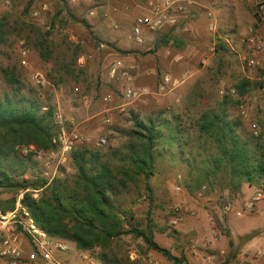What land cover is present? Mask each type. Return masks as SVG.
<instances>
[{"label": "rangeland", "instance_id": "obj_1", "mask_svg": "<svg viewBox=\"0 0 264 264\" xmlns=\"http://www.w3.org/2000/svg\"><path fill=\"white\" fill-rule=\"evenodd\" d=\"M145 1L102 0L91 5L87 0H67L61 5L58 0H0L7 31L0 43V98L23 96L42 110L51 108L58 131L55 150L17 147L4 163L5 171L19 183L71 179L75 169L70 152L82 146L108 149L111 165L119 166L133 144L128 135L131 117L143 123L151 120L161 134L154 144L153 175L137 178L114 199L133 214V220H127L130 227L149 229L155 242L177 261L150 256L152 251L130 234L115 239L106 253L134 264H202L206 255L215 254L214 238L220 235L231 242L230 229L264 233V201L258 212L242 211L253 190L243 184L239 192L231 193L225 189L226 178L204 180L209 167L204 160L214 149L198 135L196 124L203 112L225 100L226 119L236 124L248 153L259 156L264 89L259 71L246 68L249 54L243 40L251 34L264 39V14L259 12L264 0H195L197 11L182 18L173 31L149 34L137 45L131 27ZM91 9L95 15L88 17ZM165 35L168 44L158 46ZM116 60L132 67L134 88L145 89L146 94L133 102L122 98L125 82L109 76ZM241 84L243 93L237 89ZM106 95L110 102L103 101ZM171 130L178 134L172 133L174 142L169 144ZM65 144L70 151H63ZM261 183L260 188L253 187L256 192H264ZM34 195L38 197L37 192ZM176 217L182 220L173 224ZM18 241L26 252L31 250L26 235L19 234ZM52 241L66 246L65 252L54 253L66 264H102L98 248L81 251L68 241ZM235 255L231 245L225 257L233 260ZM244 257L237 261L264 262L252 250ZM0 264L9 262L0 258Z\"/></svg>", "mask_w": 264, "mask_h": 264}, {"label": "trees", "instance_id": "obj_2", "mask_svg": "<svg viewBox=\"0 0 264 264\" xmlns=\"http://www.w3.org/2000/svg\"><path fill=\"white\" fill-rule=\"evenodd\" d=\"M66 1L58 0V3L63 5ZM175 27L166 31H173ZM6 35L5 19L0 18V43L4 42ZM168 38L165 35L158 46H166ZM40 43L43 44L41 37ZM42 57L48 60V53ZM237 89L240 93L245 92V84ZM225 105L226 101L223 100L215 109L203 112L197 119L198 135L204 137L214 149V153L204 160L209 163L204 180L207 181L208 176L226 178L225 189L231 193L239 192L243 184L260 188L264 181V132L257 138L258 141L262 139L259 142V156L250 155L236 133V124L226 119ZM131 120L132 129L128 135L133 144L119 159V166L111 165L108 149L82 146L70 152L75 169L71 179H55L50 184L43 180L19 183L9 178L4 163L15 155L16 148L20 146L38 152L55 150L57 125L51 108L42 110L23 96L0 98L2 211L13 209L16 195L24 192L21 201L23 207L29 212L34 225L50 240L68 241L81 251L98 248L102 252L99 256L102 264H134L128 259L106 253L115 239L130 234L139 238L146 250L156 252L166 261L175 263L177 260L155 242L149 229L130 227L127 222L133 220V214L115 203V193L125 190L139 177L147 179L153 175L154 144L161 136L151 120L143 123L136 116L131 117ZM172 133L178 134L173 130L171 134L169 132V144L174 142ZM36 192L37 198L34 197ZM231 245L229 241V247ZM229 258L223 264L228 263Z\"/></svg>", "mask_w": 264, "mask_h": 264}, {"label": "built area", "instance_id": "obj_3", "mask_svg": "<svg viewBox=\"0 0 264 264\" xmlns=\"http://www.w3.org/2000/svg\"><path fill=\"white\" fill-rule=\"evenodd\" d=\"M102 0H87L91 5H97ZM197 3L195 0H146L143 13L136 16L131 27V38L137 45L144 44L147 36L153 33H160L172 27L178 26L182 18L192 12H196ZM259 12L264 14V5L259 7ZM95 15L93 9L88 11V17ZM212 29V26L209 27ZM245 51L249 54L246 61V68L257 69L260 73L259 82L264 89V39L256 34H251L243 40ZM132 67L124 65L123 61H114L109 69L111 79L125 82L121 89V96L127 102H133L141 95L146 94L145 89H135L133 78L130 73ZM168 78H164V85ZM164 85L160 87L162 90ZM104 102H110L111 96L106 95ZM256 134V133H254ZM105 143L104 139L100 140ZM70 145H64L63 151H70ZM45 168V166H44ZM45 174V172H44ZM23 192H20L14 203V208L9 211H2L0 206V258L9 264H66L55 257L54 253L65 252L66 246L60 242H53L46 234L39 230L33 223L29 212L22 205ZM1 200V187H0ZM264 201V192L257 191L245 202L242 211L250 212L256 203ZM241 216V212H237ZM182 220L176 217L172 221L176 224ZM26 235L29 239L31 250L26 252L18 241V235ZM256 256L264 260V251H257ZM88 264H96L89 262ZM156 264V263H153ZM202 264H215L214 256L207 255ZM264 264V262H262Z\"/></svg>", "mask_w": 264, "mask_h": 264}, {"label": "crops", "instance_id": "obj_4", "mask_svg": "<svg viewBox=\"0 0 264 264\" xmlns=\"http://www.w3.org/2000/svg\"><path fill=\"white\" fill-rule=\"evenodd\" d=\"M196 10H197V8H196ZM188 15L190 16V14H188ZM188 15L186 17H189ZM246 187H247V190H249V191L253 190V195L256 193V191L253 187H248V186H246ZM242 192H244V189L242 190ZM261 202L262 201L256 203L253 210L250 212L251 213L253 211L258 212L260 209V206H261L260 205ZM252 233L253 232L249 229H246L242 233H235L234 230L230 229L229 239L231 240L232 246L235 248L237 255H235V257H234L235 260L234 259L232 260V258H229V262L226 264H248L247 262H249V261L239 263V261H237V260H243L245 258L244 257L245 254L248 252V250H252L254 253H256L257 251H264V249H260L261 247L264 248V233H258V234H252ZM240 237H243V238L245 237V238L243 239ZM239 238H240V241L238 242ZM213 240H214V242L211 244V246H212V248H214L215 254H210V255H213L215 263L216 262L218 263V261L221 260L223 257L224 258L229 257V256L225 257V255L227 254V252L229 250V240L227 238L220 236V235L217 238H214ZM153 254L160 255V254L153 252V251L149 255L153 256ZM246 259H244V260H246Z\"/></svg>", "mask_w": 264, "mask_h": 264}]
</instances>
